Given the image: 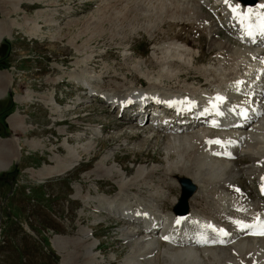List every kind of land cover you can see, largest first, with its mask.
I'll return each instance as SVG.
<instances>
[{"label":"rangeland","instance_id":"obj_1","mask_svg":"<svg viewBox=\"0 0 264 264\" xmlns=\"http://www.w3.org/2000/svg\"><path fill=\"white\" fill-rule=\"evenodd\" d=\"M176 2L178 1L0 0V22L6 21L10 26V35L1 38L5 47L0 63L8 69L13 68L9 70L14 72L10 75L15 83L11 93L8 90L2 100H5V105L13 106L18 101L15 97L22 89L27 88L25 92L29 91L23 96L26 100L33 97L31 93L51 89L55 102L61 105V113L50 115L54 118H58V115L65 117L64 121L56 124H67L64 130L68 135L65 142L64 135L60 138L53 130L45 128L48 122L45 106L28 101L18 105L24 111L29 110L30 121L38 125V129H27L25 126L24 132L26 140L37 141L42 153L26 150L27 153L22 154L15 167L14 160H11L6 169L0 170V264H121L133 245V242L123 240L120 234V229L128 224L108 212L109 210L98 209L101 207L99 204L106 206L113 203L111 209L119 205L118 200L107 202L119 190L116 178L98 176L92 172L102 154L107 152H112L114 157L111 154L106 162L113 163L114 159L123 168L126 178H131L141 165L147 170H151L154 165L161 166L151 170V177L144 178L148 179L145 184H132L124 191L126 194L122 199L131 203L129 209L146 214L145 219L150 223L157 221L156 218L162 220L171 211L173 203L170 201L177 198L179 187L174 178L169 180L162 171V165L166 163V154L162 150L164 133L157 131L153 135L154 131H148V123L137 127L132 119L128 122L125 116L117 119L115 109H110L100 99H104L101 97L104 91L110 94L111 91L107 88L115 91L117 87L123 88L120 92L116 91L117 96H123L130 89L129 86L144 89L149 80L162 77L163 68L170 75L177 71L180 73L178 82L177 79L163 82L164 85L174 87L182 85L184 79L203 84V78L197 75L194 66L206 67L207 73L214 70L215 74L218 73V67L225 70L234 68L235 59L232 57H238L242 51L231 39V32L225 29L215 33L217 40L227 38L232 47L236 45L231 53L225 52L229 58L227 54H218L217 48H209L207 41L210 34L206 30L170 21L168 15L160 13L161 9ZM179 2L185 4L184 0ZM209 2L211 4L210 0ZM185 8L183 5L174 9L183 12ZM202 10L205 12L203 8ZM212 18L208 17L214 24ZM205 19L207 16L203 17ZM175 33H178L179 40L188 41L194 57L193 61L188 57L189 62L185 65L175 60L169 61L174 57L162 52L164 41ZM165 57H169V60L164 61ZM168 62L172 63L169 65ZM16 70H22V75L15 76ZM84 73L101 76L94 83L98 84L97 89L102 92L100 97H88L83 92L85 90L78 78ZM70 76L75 79L70 80ZM211 77L210 75L209 78ZM207 85L206 83L204 86ZM13 92L15 95L12 101ZM61 96L70 101L71 108L68 110L63 108L68 105H63ZM83 99L86 101L83 102ZM7 111L9 110L3 112ZM3 115L0 113V139L7 138L5 134H10L16 136L11 138L17 144V133L11 134L13 130L8 125L4 126L6 123ZM119 116L121 118V114ZM98 130L101 134L95 136L94 133ZM46 133L55 136L57 142L50 144L46 141ZM22 138L19 134L20 143H23ZM93 138L95 146L86 153L80 145ZM61 141L62 144L71 146L70 149L64 146L65 151L60 147ZM4 146H8L5 141ZM47 148L58 155L53 154L51 157L49 151L45 150ZM73 149L80 158L79 162L56 174L52 173V170L65 165L67 158L72 159L70 151ZM46 154L51 158H47ZM15 156H18L17 151ZM42 161L46 165L40 166ZM47 167H51V174L48 172V176L45 175ZM12 169V174L7 175L6 172ZM240 182L242 187L248 186L249 197L256 196L254 181L249 183L243 178ZM196 195L194 193L189 200L190 209H196L205 215V202ZM93 197L104 199L94 201ZM85 230H89L88 234ZM154 231L155 229L151 233L152 237L157 233ZM56 237L59 242L64 241L65 245H55ZM91 240L95 242L92 251L95 256L90 259L84 257L83 252ZM159 246L164 244L160 242Z\"/></svg>","mask_w":264,"mask_h":264},{"label":"bare ground","instance_id":"obj_2","mask_svg":"<svg viewBox=\"0 0 264 264\" xmlns=\"http://www.w3.org/2000/svg\"><path fill=\"white\" fill-rule=\"evenodd\" d=\"M177 1L179 2V0ZM201 1L205 3L208 0ZM214 1L222 2L225 9H236L237 13L242 17L238 40L247 46L256 44L257 39L255 38L257 36H261V39L264 41V0H256L257 2L251 6L236 5L232 0H228L227 3L225 0ZM178 2L168 5L165 9H161L162 12L160 13L168 15L170 21L195 25L196 29L202 28V30H206V33L210 34L209 41H207L209 48H217L218 54L221 53L223 55L227 54L225 52L231 53L234 50L233 47L235 48L236 45L232 47L229 40L216 39L215 33L219 32L220 26L214 25L208 19L209 16L203 20V17L209 14V11L203 12V3H199V0H184L185 4ZM183 5L186 7L183 12L181 11L182 8L181 10H175ZM184 12L185 14H183ZM1 13L2 8L0 6ZM6 24H8L6 21L0 22V27L6 28H0V35H10V27H7ZM195 33L198 32L195 30ZM178 37V33H175L173 37L167 38L164 41L162 52L164 54L169 53L166 54L169 57H174L172 60H169V57H165L164 61L175 60L185 65L189 62L188 57L192 61L194 57L188 47V41L179 40ZM237 48L242 50L240 46H237ZM257 49L259 48L253 47L251 49L254 59L248 58L244 60L242 52V58L236 55L235 58L232 57V59H235L233 61V63L235 62L234 68L225 70L218 67L217 74L211 68V73H207L208 69L206 67L194 66L193 68L197 75L202 76L203 84H198L194 81L187 82L184 79L182 85L177 87L170 84L164 85L163 82L167 80L177 79L178 82L180 73L177 71V73L170 75L167 70L163 71L165 69L163 68L161 70L162 77L149 80L148 86L144 89H136L131 88L133 86H129L130 89L123 96H117L118 93L116 91L120 92L123 88L117 87L116 91L113 88H107L111 91L110 94L104 91L101 95L104 99L100 100L105 101L110 109H115L117 119L123 118L122 116L120 118L119 114H121L125 105L134 107L137 101L143 102L145 107L154 105L152 95H155L156 91H158L157 95L169 96L171 101L177 105H194L195 103L202 105L205 108L203 113L207 117L211 115L210 111L221 110L218 119L216 117L212 118L213 122L216 123L215 128L205 126L193 127L191 129H181L177 134H172L167 129L162 142V150L166 154V163L162 165L163 174L169 180L172 178L176 180L178 176L190 178L197 188L195 195L197 194L199 199L205 202V215L197 212L196 209V211L190 209L189 213L183 217L173 216L169 212L166 217L161 218L162 220H158L155 217L157 221L154 223L146 221V214L133 212L132 209H129L130 202L126 203L125 199L122 198L125 196L126 193L124 191L128 189L129 185L135 184V186H139L140 184H145L146 180L151 177V172L161 166L154 165L151 167V171L141 165L134 171V175L131 178H126L123 168L118 166L114 159L113 163L108 164L106 162L111 154L113 156V153L107 152L102 154L101 160L95 165L92 172L98 174V176L104 175L109 178H116L115 181L119 190L107 202L110 203L118 200L120 203H117L119 205L114 209H111L113 203L112 205H106L109 207L99 204L101 207H98V209H107L114 216L125 220L128 226L120 229L121 238L127 243L133 242L130 253L126 255L121 264H264V235L259 236L256 234H264V214L261 212V209H264V203L261 204L255 200H248L246 198V188L248 186L243 188L244 190L246 189L244 191L241 189L242 185L239 182L243 178L249 182L250 179L256 176V183L264 185V105L261 103L259 106L255 105L256 110L252 111L253 114L246 116V118H253V120L250 122L246 121L247 124L242 126L241 123L235 124L236 119L245 120L238 117V113L242 110L239 106L242 103L239 96L237 98L233 97L228 101L225 98V102L223 103L224 96L221 93V89L223 90L231 86L232 80L241 79L247 76V73L253 72L254 75L260 73L264 76V56L257 53ZM235 52H232V54ZM171 63L168 62L167 64L170 65ZM237 63L246 64L247 72L243 74L238 73L240 67L235 71ZM210 75L212 76L211 79L209 78ZM100 77L84 73L78 78L82 84V88L85 89L83 92L88 97H100V93L102 92L97 89L96 85L98 84H94L96 80L99 81ZM72 78L74 77H69L70 80ZM206 83L208 84L207 87L204 86ZM208 86L211 88L209 92ZM236 86L237 84L235 83L233 92H236ZM257 90L256 92L249 91L253 96L252 103L259 102L258 98L264 96V84L260 87L257 86ZM204 97L206 98L205 102ZM208 98L209 100L207 101ZM260 99H264V97ZM53 101L51 95H49L44 100V103L48 104L50 110L58 111L60 106ZM82 101L84 102L86 99ZM63 108L66 110L71 108V106ZM136 110V113H140L137 105ZM10 117H12V114L7 117V122L13 130L9 120ZM130 121L131 118H128V122ZM144 123L140 124L139 127H143ZM222 123H226L227 126L221 128ZM20 127L24 128L22 122L15 129H20ZM157 130L160 129H155V131ZM17 132H20V130ZM94 135L96 136L97 133L95 132ZM9 138L0 139V148L4 144L3 139ZM94 139H90L85 144L80 145L82 150L87 153L93 149L95 146ZM26 143L35 147L40 146L37 141L33 140H27ZM62 145L65 151H67L66 148L70 149L71 147L64 143ZM70 153L72 154V159L67 158L68 162L54 171L51 169L52 173L56 174L65 168H70L76 161L80 160L75 155L74 149ZM8 163V161L5 162L4 159L0 158V170H4L8 166ZM48 172L49 169L46 168V176H48ZM260 174L263 177H258ZM209 193L210 195H208ZM103 199L94 198V201H101ZM174 201L170 202L173 203ZM196 202L198 204V201ZM189 207L191 206L189 205ZM154 228H156V231L160 229V233H155L152 237L151 233ZM170 230H173V232L170 233ZM84 232L88 234L89 230H85ZM91 237H93V234H91ZM57 238L54 239L55 245H65L64 241L59 242ZM93 240L89 242L83 252V256L86 258L91 259L95 256L92 252L95 247ZM160 242L164 246L160 247Z\"/></svg>","mask_w":264,"mask_h":264},{"label":"crops","instance_id":"obj_3","mask_svg":"<svg viewBox=\"0 0 264 264\" xmlns=\"http://www.w3.org/2000/svg\"><path fill=\"white\" fill-rule=\"evenodd\" d=\"M7 25V27H10V26H8V24H6ZM1 29H6L5 27L3 28V27H0ZM1 36V38L2 37H4V36H7V35H5V34H2V35H0ZM0 38V39H1ZM13 84V82H12V80H11V77L9 76V74L8 73H5L4 71H2V70H0V111L1 112H3V111H5V110H11V108H12V106L10 105V106H7V105H5V100H2L4 97H5V95L7 94V92H8V90H9V88H10V86ZM8 112V111H7ZM27 116H28V119L30 118V115L29 114H27ZM10 122H11V126L13 127V130H14V134H15V132L17 133V139H18V135L19 134H21V136L23 137L22 138V140H23V143H20L19 141V139H18V144H20V146H21V150L23 149V147H24V150H27V151H33V149H32V146L31 145H27V143L25 144V142H26V140L24 141V138H26L27 137V135L25 134V124H23L24 125V128L22 129L21 127H20V129H15V128H17V126L20 124V122H22L21 121V117L20 116H18V115H16V114H12V117H10ZM12 120V121H11ZM30 121V120H29ZM28 121V122H29ZM31 122V121H30ZM29 122V123H30ZM5 125H8L9 126V124H8V122H7V124H5ZM15 126V127H14ZM10 127V126H9ZM20 130V132H17V131H19ZM6 143H7V145L8 146H2V148H0V158H2V159H4L5 160V162L6 161H8L9 163H10V161L11 160H13V159H17V156H15V151H17L16 149H17V144H16V142H13L14 141V139H12V138H9V139H3ZM10 145V146H9ZM26 147H27V149H26ZM10 149V150H9ZM9 150V151H8ZM12 153V154H11ZM8 163V164H9ZM48 169L49 168H51V167H47ZM49 173L51 174V171H50V169H49Z\"/></svg>","mask_w":264,"mask_h":264},{"label":"water","instance_id":"obj_4","mask_svg":"<svg viewBox=\"0 0 264 264\" xmlns=\"http://www.w3.org/2000/svg\"><path fill=\"white\" fill-rule=\"evenodd\" d=\"M246 3H253L254 0H245ZM5 44L0 46V55L4 52ZM178 183L180 186V194L176 203L172 207V211L175 215H182L187 212V198L190 196L194 190V184L187 177L178 178Z\"/></svg>","mask_w":264,"mask_h":264},{"label":"trees","instance_id":"obj_5","mask_svg":"<svg viewBox=\"0 0 264 264\" xmlns=\"http://www.w3.org/2000/svg\"><path fill=\"white\" fill-rule=\"evenodd\" d=\"M4 67L2 63H0V68Z\"/></svg>","mask_w":264,"mask_h":264},{"label":"snow or ice","instance_id":"obj_6","mask_svg":"<svg viewBox=\"0 0 264 264\" xmlns=\"http://www.w3.org/2000/svg\"><path fill=\"white\" fill-rule=\"evenodd\" d=\"M225 2L227 3L228 2V0H225ZM234 11L236 10V9H233ZM226 234V233H225ZM167 239V238H166Z\"/></svg>","mask_w":264,"mask_h":264}]
</instances>
